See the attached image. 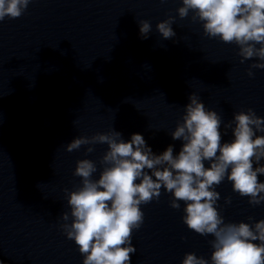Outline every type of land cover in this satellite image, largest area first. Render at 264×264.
Masks as SVG:
<instances>
[{"label": "water", "instance_id": "1", "mask_svg": "<svg viewBox=\"0 0 264 264\" xmlns=\"http://www.w3.org/2000/svg\"><path fill=\"white\" fill-rule=\"evenodd\" d=\"M181 0H31L18 18L0 22V264H82L66 238L61 214L70 211L65 189L80 185L76 162L97 163L106 144L66 151L77 136L114 128L128 139L141 133L153 151L180 141L170 133L190 93L227 123L252 108L264 117V69L247 70L238 46L204 35L199 22L179 18ZM169 16L176 36L163 39L156 24ZM152 30L146 39L138 22ZM231 132L223 136L230 140ZM255 166V165H254ZM264 180V176H258ZM225 222L264 219L253 206L217 186ZM224 197H231L225 204ZM170 194L141 205L144 221L132 233V264H180L187 252L209 258L213 239L182 221ZM71 221L69 220V223Z\"/></svg>", "mask_w": 264, "mask_h": 264}, {"label": "clouds", "instance_id": "2", "mask_svg": "<svg viewBox=\"0 0 264 264\" xmlns=\"http://www.w3.org/2000/svg\"><path fill=\"white\" fill-rule=\"evenodd\" d=\"M30 3L0 0V22L20 17ZM176 12L181 19L191 12L207 37L235 43L241 63L255 58L249 77L252 69H264V0H181ZM174 20L169 16L156 24L163 39L176 36ZM138 27L146 39L152 25L140 20ZM183 109L170 133L181 142L178 152L169 144L156 153L141 133H131L126 140L114 128L67 143L68 152L88 145L86 152L91 153L92 145H107L98 178L97 163L80 159L73 172L81 178L80 185L65 189L70 211L61 214L60 228L78 246L82 264H132V233L144 221L141 205L158 199L162 187L170 194L171 208L180 209L183 202L181 219L190 230L213 237L209 258L187 252L180 264H264V219L226 223L216 190L227 179L232 191L247 197L250 205L264 203V180H258L264 176V117L248 108L222 123L195 93L189 94ZM229 130L232 138L223 140ZM224 203L230 204L231 197H224Z\"/></svg>", "mask_w": 264, "mask_h": 264}]
</instances>
